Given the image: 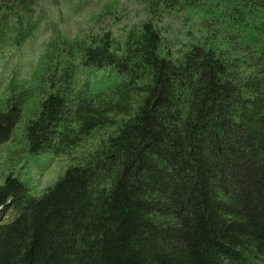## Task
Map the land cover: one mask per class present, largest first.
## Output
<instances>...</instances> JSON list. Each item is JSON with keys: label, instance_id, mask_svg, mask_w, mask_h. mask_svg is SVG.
Listing matches in <instances>:
<instances>
[{"label": "trees", "instance_id": "16d2710c", "mask_svg": "<svg viewBox=\"0 0 264 264\" xmlns=\"http://www.w3.org/2000/svg\"><path fill=\"white\" fill-rule=\"evenodd\" d=\"M140 2L120 35L55 31L0 103V147L33 100L28 151L71 159L42 196L4 178L0 264H264V0ZM181 9L201 27L175 55Z\"/></svg>", "mask_w": 264, "mask_h": 264}, {"label": "rangeland", "instance_id": "374dc122", "mask_svg": "<svg viewBox=\"0 0 264 264\" xmlns=\"http://www.w3.org/2000/svg\"><path fill=\"white\" fill-rule=\"evenodd\" d=\"M26 6L30 9L20 11L18 0H0V16L6 20L0 33V103L15 93V81L25 80L29 86L36 83L55 31L69 38L110 30L117 36L148 17L140 0H28ZM18 10L20 14H16ZM173 11L163 18L160 27L165 51L176 55L192 33L199 35L201 17L187 9ZM35 110L37 105L30 100L11 138L0 147V185L5 177L13 175L32 194L42 196L65 174L71 159L50 151H28L24 129ZM13 218L8 211L5 221Z\"/></svg>", "mask_w": 264, "mask_h": 264}]
</instances>
